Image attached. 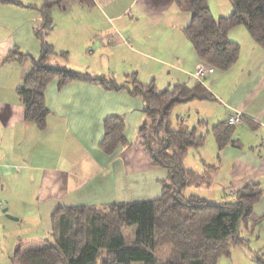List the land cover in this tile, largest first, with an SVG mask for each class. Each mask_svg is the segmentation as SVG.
<instances>
[{
  "label": "crops",
  "instance_id": "obj_1",
  "mask_svg": "<svg viewBox=\"0 0 264 264\" xmlns=\"http://www.w3.org/2000/svg\"><path fill=\"white\" fill-rule=\"evenodd\" d=\"M93 1L94 7L70 0L52 10L53 14L55 9L60 11L63 17L62 35L67 41L57 44L60 41H56L54 28L48 41L56 50H71L65 60L53 58V66H65L91 76H111L122 83L128 73L124 72L118 81L115 73L96 67L88 49L95 34L98 49L106 50V55L117 52L122 58L129 53L133 62L128 69L131 73L137 70L139 62L143 65L145 59L153 58L149 72L165 69L170 75L174 71L173 87L197 82L193 73L198 60L182 33L184 26L176 24L177 7L167 15L175 5L172 0ZM74 11L73 16H80L81 21L73 18ZM95 16L99 19L95 20ZM39 22L36 10L0 3V264H10L18 244L45 239L55 209L155 200L161 195L160 183L166 180L165 170L151 163L137 135L143 119V102L124 91H107L80 82L58 90L54 81L44 95L50 113L47 128L40 131L24 121L16 89L31 69L29 58L39 55V42L33 33ZM54 27L57 28L55 24ZM80 28H84L83 35H79ZM245 33L244 43L228 38L241 47L239 59L230 70L206 68L202 85L214 101L183 104L189 125L175 115L174 129L197 128L198 133L206 134L199 154L189 152L183 166L197 173L205 171V165L216 166L210 170L208 187L191 186L185 191V195L199 196L210 203L234 201L235 194L247 185L256 184L264 189V52ZM113 46L123 47L126 52ZM12 50L25 57L7 61ZM104 60L101 56L98 64L103 65ZM136 75L139 76L138 72ZM139 81L152 82L146 78ZM163 88L161 84L157 89ZM234 114L242 118L233 134L240 148L228 145L218 158L209 131ZM110 116L124 120L123 135L129 146L118 148L109 157L100 151L99 144L104 135L103 121ZM199 121L205 124L199 125ZM4 208L17 220L6 218L2 214ZM253 211L257 217L264 216V195ZM41 212L47 222H42ZM252 238L264 250V222Z\"/></svg>",
  "mask_w": 264,
  "mask_h": 264
},
{
  "label": "trees",
  "instance_id": "obj_2",
  "mask_svg": "<svg viewBox=\"0 0 264 264\" xmlns=\"http://www.w3.org/2000/svg\"><path fill=\"white\" fill-rule=\"evenodd\" d=\"M40 5H24L19 0H0L36 10L40 22L33 33L39 42L38 57L29 58L31 69L16 96L23 106V119L38 130L47 128L49 111L45 105V90L56 81L58 90L71 83H90L104 90L126 92L143 102V119L137 135L154 166L166 172L161 182V195L151 201L114 203L106 206L60 207L50 216L48 238L35 243L18 244L10 256V264H219L228 258L234 247L247 243L262 228L264 216L257 217L254 207L264 195L256 184L247 185L235 194L234 201L210 203L206 199L185 195L187 188L208 187L210 170L205 165L197 173L185 169L183 160L189 152L199 154L206 142V134L191 130H176L171 123L176 107L193 101H214L213 95L202 85L206 68L225 72L238 61L241 47L228 39V33L244 26L251 40L264 52V0H228L232 13L214 19L207 0H172L179 11L188 12L190 21L182 33L190 43L198 63L205 65V74L192 84L176 85L158 90L153 81L141 83L136 73L122 83L113 77L91 76L65 66H53V58L65 60V53L57 51L48 41L54 28L51 12L70 0H37ZM94 7L93 0H76ZM12 50L8 60L24 58ZM193 73V74H194ZM229 119V118H228ZM228 119L209 131L219 153L226 147L240 148L233 139L236 125ZM205 124L199 121V125ZM125 122L119 116L103 121L104 135L100 151L112 156L118 148L127 147L123 132ZM130 230V231H129ZM168 247L162 254L158 251ZM257 261L264 264V254Z\"/></svg>",
  "mask_w": 264,
  "mask_h": 264
},
{
  "label": "rangeland",
  "instance_id": "obj_3",
  "mask_svg": "<svg viewBox=\"0 0 264 264\" xmlns=\"http://www.w3.org/2000/svg\"><path fill=\"white\" fill-rule=\"evenodd\" d=\"M19 1L21 3H23L22 0H19ZM207 1H208L209 7H210V10H211V13H212V16H213L214 19H218L219 17H227V16H229L232 13V8H231V5L228 2V0H207ZM172 10L173 11L176 10V6L175 5H172L169 8V10L167 12V15H170ZM54 12H55L54 14H53V12H51V18H52L53 24H55L57 26V28L54 27V30H56L55 32L57 34V35H55V37H56V41H60V42H56V43L57 44L59 43V45H60L64 41L65 42L67 41L66 38L62 35V26H61V24H62L63 17L61 15L60 11H58L59 12L58 13L57 10L55 9ZM75 13L76 12L74 11L73 13H71V15L73 16V14H75ZM131 13H133V12H131ZM96 15H98L97 12H96ZM72 16H70V18ZM75 16H73V18ZM136 18H138V17H136ZM75 19L78 20V21H81L82 18L80 16H76ZM98 19H99V17L95 16V20H98ZM176 21H177L176 24H181L182 25L180 27H183V26L185 27L186 25H188V23L190 21L189 13L188 12H182V11H179L177 9V20ZM244 30H245L244 26L237 27V29H234L233 31H231L229 33L228 38L232 39V40L235 39V41L238 40V41H240V43H244V41L246 40V36H244L246 34L245 33L246 31H244ZM80 31L81 32H80L79 35H83L84 34V32H83L84 28H80ZM178 33H180V32H178ZM94 35L95 34H93V36ZM93 36L91 38L88 36V39L90 38V41L92 42L88 46V49L90 48V51L92 52L91 55H93V57L96 60V63H95L96 67L97 68L100 67V69H102V70L105 69L106 71L109 70L111 73H115L116 74L115 76H117V80L118 81L120 80V77H123L124 72L126 74L128 73L130 75V74L135 73L137 71L138 75H139L137 77H140V78H138V80L146 78V79H149V81H152L154 79L153 83L156 86V88L160 87V85L162 84V87H164L163 89L166 90V89H168V87H173V85H174L173 81H174V83L176 82V79H175L176 74L173 75V73H175L174 71H171L170 75L167 74L168 71L165 70V69H163L162 71L149 72V66L153 64L152 63V60H154L153 58H151V59L149 58L150 60L149 59H145L144 60L145 62H144L143 65H141V63L139 62V64L137 66H135L137 70L131 73L128 69L130 67H132V63L133 62L128 57L129 53H128V55H125L126 51H125V49L123 47L122 48L124 49L125 52L124 53L120 52V55H125V57L123 56L122 58H119V54L117 52L111 53L110 55H106V50L98 49L97 46L99 45V40L98 39L95 40L96 38H94ZM34 37H35V35H34ZM71 38H73V37H71ZM69 40H70V38H69ZM70 44L72 45L71 42H70ZM61 47H63V46H61ZM113 47L116 48V46H113ZM120 47H121V45H120ZM120 47H117L116 50L117 49H122ZM57 51L65 53L66 55H65L64 58L67 59V56H68V54L70 53L71 50L68 49V47H67V48H65L63 50H57ZM101 56H102V60L105 59L104 60L105 63H103V65H101L102 62H100V64H98V60L101 58ZM182 106H184V105L176 107L175 110L173 111L172 117H171L172 126L174 125L176 127V122H175L176 121L175 120L176 116L175 115H177L178 119L179 118H183L185 120V121H183L185 125H189L187 123L188 112L184 111V109H182V108H185V107H182ZM186 157L187 156H185V158ZM40 214L42 215V222L44 223L45 220L47 222V219H45V216H44L45 213L41 212ZM30 235H34V233H32ZM241 237L247 239L248 242L244 243V244H242L240 246L234 247V249H232L229 257L228 258H221L219 260V264H260L257 261V256L256 255L264 254L263 253L264 250L263 249L260 250L261 244L256 243L254 241L256 239L252 238L253 236L250 237L249 235H246L245 232L241 233ZM47 238H48V235H47ZM41 244L40 243H35V244H33L32 246H29V247L37 248V247L41 246ZM167 250H168V247H165L162 250L158 251V254L160 255V254H162L163 252H165ZM6 264H8V263L6 262Z\"/></svg>",
  "mask_w": 264,
  "mask_h": 264
},
{
  "label": "built area",
  "instance_id": "obj_4",
  "mask_svg": "<svg viewBox=\"0 0 264 264\" xmlns=\"http://www.w3.org/2000/svg\"><path fill=\"white\" fill-rule=\"evenodd\" d=\"M205 74V65L200 63L196 66L195 73L193 74L194 78L199 80ZM242 122V118L238 114H234L229 117L228 124L229 125H238Z\"/></svg>",
  "mask_w": 264,
  "mask_h": 264
},
{
  "label": "water",
  "instance_id": "obj_5",
  "mask_svg": "<svg viewBox=\"0 0 264 264\" xmlns=\"http://www.w3.org/2000/svg\"><path fill=\"white\" fill-rule=\"evenodd\" d=\"M2 214H4L5 217L8 218V219H10V220H14V221L17 220L16 218H14V217H12V216H10V215L7 214V208H4V209L2 210Z\"/></svg>",
  "mask_w": 264,
  "mask_h": 264
}]
</instances>
